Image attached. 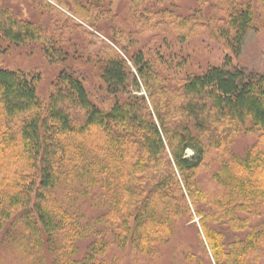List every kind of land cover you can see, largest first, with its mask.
Returning <instances> with one entry per match:
<instances>
[{
  "label": "trees",
  "instance_id": "1",
  "mask_svg": "<svg viewBox=\"0 0 264 264\" xmlns=\"http://www.w3.org/2000/svg\"><path fill=\"white\" fill-rule=\"evenodd\" d=\"M54 1L80 18L91 16L86 1L110 14L121 8L143 30L149 22L161 26L158 17L175 20L172 0ZM34 2L41 17L52 13L45 1ZM219 3L231 10L235 35L227 38L235 46L251 26L255 2ZM28 4L13 7L24 6L31 20L0 6L2 35L16 44L44 36L45 53L59 59L66 47L48 42ZM187 25L190 32L205 26L184 18L181 32ZM126 50L149 95L129 89L127 61L114 49L100 76L106 106L74 73L61 71L42 101L32 75L0 68V243L29 264H117L111 246L151 264L186 226L200 247L184 250V264H264V73L228 59L176 81L142 51ZM255 131L244 154L233 151L235 138ZM211 153L218 163L205 172ZM169 260L176 264V254Z\"/></svg>",
  "mask_w": 264,
  "mask_h": 264
},
{
  "label": "rangeland",
  "instance_id": "2",
  "mask_svg": "<svg viewBox=\"0 0 264 264\" xmlns=\"http://www.w3.org/2000/svg\"><path fill=\"white\" fill-rule=\"evenodd\" d=\"M22 1L31 4L33 7L31 11L37 14L33 19H39L43 31L49 32L48 42L54 43L53 40H57L66 49L60 54L59 59L52 61L43 48V42H46L44 36L29 43L16 44L4 37L0 31V68L32 75L42 101L51 92V84L59 73L65 70L82 77L96 104L106 106L110 99L103 91L100 76L109 57L115 54L114 49L127 61L132 77L129 89L133 94L148 97L149 91L140 80L136 65L130 59V54H124L122 46H126L127 53L142 51L145 58L155 63L164 76L176 81H183L187 76L200 74L209 66L223 65L228 59L248 72L264 73V0H254L257 9L252 17L251 26L241 42L235 46H231L227 38L235 35H232V31L228 28V16L231 10L227 8L226 11L223 10L221 4L224 3L220 1V4L219 0H172L175 20L158 17L157 21L161 26H156L155 21L149 22L145 30L142 29V23L134 22L129 14L127 17L125 10L117 8L115 14H110L106 5L93 6L89 1L85 3L91 14L87 18H80L62 9L54 0H43L55 15L53 17L50 11H46V18L41 17V11L35 8V0H0V6L13 8L21 18L31 20L32 17H29L24 6L20 7V10L13 7L16 3H23ZM210 14L216 15L217 18L222 16L223 20L209 18ZM90 18L92 22H88ZM184 18L195 20L196 24H205V26H198L196 30L190 32L191 25H187V29L181 32L179 25ZM45 19L46 22L42 23ZM112 38H115L118 44H115ZM84 52L88 53L83 54ZM88 54L90 55L87 56ZM180 57L186 59L181 61L182 64L179 66L177 63H180ZM135 78L138 81H135ZM256 134V131L248 132L235 138L233 151L244 154L256 141ZM186 154L191 158L194 156V151L188 149ZM217 163L215 153H211L203 170L206 172L213 169ZM211 187L212 184L209 182L208 186L205 185L206 191H212ZM197 220L196 218V223ZM2 232L1 235L4 233ZM197 241L193 228L181 227L173 235L170 243L163 248L161 257H157L151 264H171L169 257L172 253L176 254V264H184L182 253L184 250H190L191 245L199 248L200 246L196 245ZM108 253L109 258H115L117 264H149L142 255L135 256L134 253L123 252L113 246ZM0 264H29V261L23 253L17 252L12 244L0 243Z\"/></svg>",
  "mask_w": 264,
  "mask_h": 264
}]
</instances>
